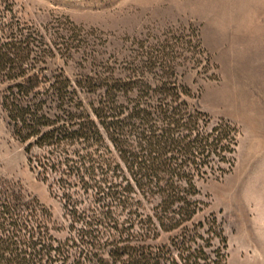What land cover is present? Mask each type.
I'll use <instances>...</instances> for the list:
<instances>
[{"label":"trees","instance_id":"obj_1","mask_svg":"<svg viewBox=\"0 0 264 264\" xmlns=\"http://www.w3.org/2000/svg\"><path fill=\"white\" fill-rule=\"evenodd\" d=\"M13 6L0 0L3 108L28 152L42 151L30 162L57 189L70 227L57 239L45 207L0 190V264H229L222 221L197 220L198 181L233 167L236 128L214 127L168 68L156 82L60 75L42 90L31 73L46 49Z\"/></svg>","mask_w":264,"mask_h":264},{"label":"rangeland","instance_id":"obj_2","mask_svg":"<svg viewBox=\"0 0 264 264\" xmlns=\"http://www.w3.org/2000/svg\"><path fill=\"white\" fill-rule=\"evenodd\" d=\"M11 1L17 20L46 49L31 73L42 76V90L60 75L73 82L96 74L156 82L168 68L166 78L191 88V105L214 127L236 128L233 167L198 181L206 206L197 220L216 214L222 221L229 264H264V0ZM10 85L0 78V190L45 207L54 235L65 240L64 204L30 162L43 153L28 152L3 108ZM82 97L90 103L98 95Z\"/></svg>","mask_w":264,"mask_h":264}]
</instances>
